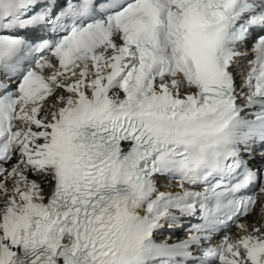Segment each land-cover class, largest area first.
<instances>
[{
	"label": "snow or ice",
	"instance_id": "6c2138e0",
	"mask_svg": "<svg viewBox=\"0 0 264 264\" xmlns=\"http://www.w3.org/2000/svg\"><path fill=\"white\" fill-rule=\"evenodd\" d=\"M0 264H264V0H0Z\"/></svg>",
	"mask_w": 264,
	"mask_h": 264
},
{
	"label": "bare ground",
	"instance_id": "6f19581e",
	"mask_svg": "<svg viewBox=\"0 0 264 264\" xmlns=\"http://www.w3.org/2000/svg\"><path fill=\"white\" fill-rule=\"evenodd\" d=\"M162 183V182H161ZM163 185V184H162ZM252 219V218H251ZM251 219L249 220V221H251ZM236 231V230H235ZM166 236H168V235H166ZM166 236H163V235H158L157 236V240L159 241V240H162V239H164Z\"/></svg>",
	"mask_w": 264,
	"mask_h": 264
}]
</instances>
